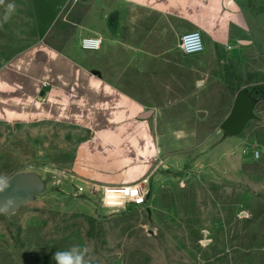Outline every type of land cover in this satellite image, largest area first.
Returning a JSON list of instances; mask_svg holds the SVG:
<instances>
[{
	"label": "rangeland",
	"instance_id": "rangeland-1",
	"mask_svg": "<svg viewBox=\"0 0 264 264\" xmlns=\"http://www.w3.org/2000/svg\"><path fill=\"white\" fill-rule=\"evenodd\" d=\"M8 4L0 189L17 174L38 186L0 214V264H55L74 244L95 264H264V0H4L0 22ZM189 31L204 53L183 56ZM87 36L104 40L100 51L81 49ZM36 51L73 64L65 83L33 66ZM17 61L29 81L6 77ZM93 81L124 101L89 104ZM241 91L256 118L230 138L220 126ZM121 133L125 147L109 146ZM114 167L131 183L150 178L146 208H107L81 181Z\"/></svg>",
	"mask_w": 264,
	"mask_h": 264
},
{
	"label": "crops",
	"instance_id": "crops-1",
	"mask_svg": "<svg viewBox=\"0 0 264 264\" xmlns=\"http://www.w3.org/2000/svg\"><path fill=\"white\" fill-rule=\"evenodd\" d=\"M88 31V30H86ZM83 36V34H80ZM87 37H91V36H87ZM86 38V37H84ZM83 39V38H82ZM102 39V38H101ZM102 41L104 42V40L102 39ZM109 42V40H108ZM103 46V44H102ZM102 48V47H101ZM101 50V49H100ZM99 50V51H100ZM85 52V51H84ZM87 53H94V52H87ZM33 66H42L44 67L45 71H49L50 72V82L51 84H56V83H65L64 81L59 79V74L61 73H66L69 70L74 69L73 64L65 59L61 54H58L56 56L50 57L49 60L45 59L43 57V54L40 51H36V53L34 54L33 57ZM23 61H17L13 64L12 68L10 69V71L6 72V77L10 80H22V81H27L28 78L20 75V73L18 72L21 69V65L23 66ZM26 68V67H25ZM71 80V79H70ZM69 79H67V81H70ZM29 81V80H28ZM62 81V82H61ZM69 83V82H68ZM107 82H92L91 85L88 88L87 91V95L85 98V101L88 102L89 104H98L99 106H107L109 103H107V99H111L112 101L114 100L115 102L119 103L120 101H124L123 99L119 98V96L117 95L118 91L114 88L111 87H105L102 86L101 84H105ZM70 84V83H69ZM45 92V91H44ZM46 95V92H45ZM44 95V96H45ZM48 96V94L46 95V97ZM101 97L103 98L101 100ZM73 97L69 96V100H72ZM110 100V101H111ZM36 105L38 107L41 108V110H46V107L42 108L40 102H36ZM26 106H29V103L26 104ZM101 108V107H100ZM47 111V110H46ZM45 111V112H46ZM46 115V113H44ZM53 114V113H52ZM126 138V139H125ZM127 136L125 135V133H121V134H116V135H111V141H109L108 145L112 146L114 148H122L125 147V143H126ZM98 142H100V139H98ZM137 143V142H136ZM129 148V147H127ZM133 148L136 151H139L140 153H144V147L142 146V144L137 143L135 146H133ZM119 151V150H118ZM120 152V151H119ZM119 169L117 167H114V169L109 168L107 170V173L104 174H99L97 177H94L93 180L97 181L98 183H94V182H89V181H85V180H81L82 183H84L85 185H87L86 189L93 191L95 190V187H97V189L99 190H103L106 187L109 186H118V185H123V184H130L131 182L128 180H124V174L125 172L122 170V172L118 171ZM91 186L92 188L89 189ZM150 188H151V181H150Z\"/></svg>",
	"mask_w": 264,
	"mask_h": 264
},
{
	"label": "water",
	"instance_id": "water-1",
	"mask_svg": "<svg viewBox=\"0 0 264 264\" xmlns=\"http://www.w3.org/2000/svg\"><path fill=\"white\" fill-rule=\"evenodd\" d=\"M41 91L40 96L44 97ZM256 101L246 91L238 93L232 110L227 119L221 124L220 130L230 138L240 135L246 125L256 118L254 113ZM150 114L142 115V121L147 120ZM37 181L30 175L17 174L0 189V214L10 215L25 201L27 195L37 190Z\"/></svg>",
	"mask_w": 264,
	"mask_h": 264
},
{
	"label": "built area",
	"instance_id": "built-area-1",
	"mask_svg": "<svg viewBox=\"0 0 264 264\" xmlns=\"http://www.w3.org/2000/svg\"><path fill=\"white\" fill-rule=\"evenodd\" d=\"M196 34V35H193ZM103 41L99 37H86L81 40L80 47L85 52H97ZM179 48L183 56H197L205 51L204 37L200 31L184 33L179 41ZM83 192L82 189H80ZM104 205L110 209H120L125 206L146 208L150 199V178L143 177L136 183L109 186L102 190Z\"/></svg>",
	"mask_w": 264,
	"mask_h": 264
},
{
	"label": "clouds",
	"instance_id": "clouds-1",
	"mask_svg": "<svg viewBox=\"0 0 264 264\" xmlns=\"http://www.w3.org/2000/svg\"><path fill=\"white\" fill-rule=\"evenodd\" d=\"M3 3L4 0H0V4ZM14 11L15 5L8 4L5 9L3 21L0 22V26H2V23L8 22ZM104 203L106 204L107 201L105 200ZM52 259L55 261V264H95V258L89 251L88 247L80 244H74L68 249L56 251L53 253Z\"/></svg>",
	"mask_w": 264,
	"mask_h": 264
}]
</instances>
